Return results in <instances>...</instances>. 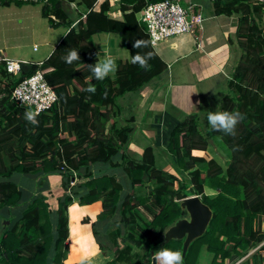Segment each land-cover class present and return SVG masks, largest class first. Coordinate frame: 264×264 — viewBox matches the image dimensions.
Segmentation results:
<instances>
[{"label": "trees", "instance_id": "obj_1", "mask_svg": "<svg viewBox=\"0 0 264 264\" xmlns=\"http://www.w3.org/2000/svg\"><path fill=\"white\" fill-rule=\"evenodd\" d=\"M60 1L48 0L42 13L46 16L50 11L60 22L66 20L69 26L71 22ZM155 1L158 0H147ZM81 2L88 9L84 17L68 29L39 66L22 63L20 71L11 74L4 70L0 61V208L14 206L21 198L16 183L8 178L12 173L59 170L67 175V171L94 162H106L118 151L123 152L130 127L117 125L115 99L147 83L165 68L135 17L146 4L145 0H119L122 20L107 16L106 1ZM212 5L217 14L237 16L234 37L240 55L226 82L229 92L219 103V111L243 115L235 135L211 128L202 134L194 115L172 126L165 149L174 159L178 171L189 172L188 182L180 186V194L154 167L150 147L143 149L140 161L122 154L121 163V169L128 177L129 190L141 185L142 173L150 170L151 174L148 173L154 181L147 195L123 192L121 184L106 175L89 178L72 188L80 204L100 200L97 219L108 218L117 210L118 222L126 230L125 237L136 247L141 243L134 238L132 229L138 208L148 217L144 226L149 229V239L144 240L143 252L147 261L139 264H150L155 248L181 251V240H169L157 248L161 234L183 215L177 201L191 194L201 195L204 186L217 191L213 197H199L211 210V217L203 234L188 244L183 264H196L202 246L211 254L208 264H264V243L260 244L264 239V233L260 231L264 219V2L212 0ZM97 32L117 34L129 55L128 59H119L115 73L102 81L96 80L89 70V65L96 59L91 35ZM137 39L148 42V46L133 48ZM71 49L79 52L80 60L69 65L62 57ZM136 52L152 53L147 70L130 62V55ZM37 68L54 91L56 101L46 112L37 115L38 124L34 125L25 119L26 111L11 103L9 94L21 78ZM89 85L95 86L94 94L85 90ZM214 134H219L220 148L227 157L224 170L216 165L211 167L213 161L205 159L207 139ZM3 152H6V160ZM71 202L70 195L57 199L53 227L51 211L41 195L32 197L21 211L14 210L13 217H7L8 224L0 229V264H46L47 259L50 264H63L68 251L67 212L71 242L66 262L79 260L76 250L81 247V254H88V262H100L93 254L86 228H81L79 223L81 215L92 216L96 206L88 208L72 204L68 207ZM75 213L80 215L74 216ZM120 230L117 227L109 233L114 246L116 241L112 235L119 236ZM121 238L124 240L123 236ZM251 249L254 250L247 255ZM119 254L114 253L105 264H118Z\"/></svg>", "mask_w": 264, "mask_h": 264}, {"label": "crops", "instance_id": "obj_2", "mask_svg": "<svg viewBox=\"0 0 264 264\" xmlns=\"http://www.w3.org/2000/svg\"><path fill=\"white\" fill-rule=\"evenodd\" d=\"M60 2L71 22L69 26L66 20L60 22L50 11L44 16L42 12L46 5L42 3L37 6L34 4L38 2L1 1L0 58L23 60L27 64H41L68 29L76 25L78 18L84 17L83 12L86 8L81 0ZM178 2H182L183 7L191 6L192 17L198 16L199 20L193 21L191 31L151 45L164 63V70L147 83L115 99L114 119L117 125L130 127L123 152L118 151L106 162H94L80 166L77 170L67 171V175H63L65 171L59 170L33 174L12 173L8 178L16 183L21 191V198L14 206L0 208L1 229L2 221H8V216L13 217L14 210L21 211L32 197L40 195L44 197L51 211L53 227L57 199L63 195H70L72 202L68 207L72 204L88 208L96 206L95 213L92 216L81 215L79 223L81 228L87 229L93 254L97 255L100 262H88V259H82L84 256L80 257L79 254H76L80 257L79 260L66 262L70 255L71 242L67 212L68 251L63 264H105L113 258L109 233L120 227L117 210L108 218L97 219L96 216L101 210L100 200L80 204L77 201L78 195L72 192V188L89 178L106 175L120 183L123 192H128V177L121 169L122 154H125V158L132 155L140 156L145 147H150L155 163V151L157 148H165L164 143L174 124L191 115L196 117L197 123L200 116L207 121L208 112L218 110L220 94L219 97H212V91L216 85L221 84L224 87L226 78L232 73L236 64L237 56L234 57L230 34L235 30L237 16L215 13L212 0H178ZM106 14L112 19L122 20L123 13L119 9V1L108 3ZM50 15H53L55 20ZM135 17L137 20V12ZM51 22L55 24L52 25ZM58 24L62 25L53 27ZM91 40L95 47V62L103 60L106 56L112 57L115 63L119 59L129 58L127 49L122 46L117 34L113 32L94 33L91 35ZM28 42L32 44V51H35L29 56L22 51ZM215 98L217 99L214 103L211 102ZM64 136L65 133L62 137ZM260 231L264 233V219L260 223ZM262 243L264 242L260 244ZM104 247L108 250L104 251ZM254 249H251L247 255Z\"/></svg>", "mask_w": 264, "mask_h": 264}, {"label": "rangeland", "instance_id": "obj_3", "mask_svg": "<svg viewBox=\"0 0 264 264\" xmlns=\"http://www.w3.org/2000/svg\"><path fill=\"white\" fill-rule=\"evenodd\" d=\"M179 3L183 5L182 2H179ZM34 5L39 6L40 4L36 3ZM59 25H62V24L54 25L53 27H57ZM230 35H231L230 42L233 45V49H234V57L236 58V56H237V59H238L240 52H239V49H238L236 41H235L234 32H232V34H230ZM31 47H32V44L28 42L22 48V51L24 53H26L27 56H29V54H31V53L34 54L35 51H32ZM235 62H237V60ZM230 75H231V73H230ZM230 75H228V77L226 78L225 83H224V87L221 84H220V86L216 85L214 87V90L212 91V97H216V96L219 97L218 94H220L219 98L221 101V99L225 95V93L229 92V88L227 87L226 82L229 79ZM223 89H224V91H223ZM216 99L217 98H215L214 100L212 99L213 101L211 100V102L214 103V101ZM218 110H219V108H218ZM198 119H199L198 123H197L198 128H199L200 132L202 134H204V131L208 128L210 129L211 127L209 126L207 121H204V117L200 116V117H198ZM158 149H160V151ZM155 152H156V155H155V166L154 167L161 171L162 175L170 182L172 188L175 191H177L178 194H180L182 192L180 189V186L183 183L188 182V178H189L188 173L189 172L178 171L176 168V164L174 162V159L170 156V154L166 151V149L164 147L157 148ZM2 154H3L2 155L3 158L6 160V157H5L6 152H3ZM127 158H129L131 160H135V161H140L141 155L140 156H133L132 155V156L127 157ZM205 159L213 161V165L211 167H214L216 165L219 168H221L222 170H224L226 163H227L226 162L227 157H226V154L223 152V150L220 148V136H219V134H214L213 137L207 139V145H206V149H205ZM148 172L150 173V170H148ZM148 172L142 173L143 174L142 175L143 183L141 185H137L136 187L129 190V194H131V195H138V194L147 195V193L149 192L150 188L152 187L153 181H154L153 177H151ZM216 192L217 191L215 189L204 186L201 195L213 197V196H215ZM201 195L199 194L198 196L201 197ZM137 211H138V215L135 217V223L133 225L134 228L132 229V234H133L134 238L139 240L141 243L138 247H136L131 240H129L128 238L125 237L126 230L123 228L122 224H120V229H121L120 235L119 236H117V234L112 235V236H114L113 238H115L116 245L115 246L112 245L111 253L112 254H114V253L119 254L118 252L120 251V254H119L120 260L118 261V264H139V263H143V262L145 263L147 261V258L145 256H143V252L145 250V241L144 240L149 239V236L147 234L149 229H148V227L144 226V221H148V217L145 214H143V212L140 211L139 208ZM78 215H80V213H75L74 216H78ZM68 217H70V215H68ZM86 231H87V229H86ZM86 235L89 239L90 236L87 233H86ZM122 236L124 237V240H122V238H121ZM263 242H264V239H263ZM126 247H129V250L128 249L126 250ZM81 250H82V247L78 248L76 250L77 254H79L80 257L82 256V254L80 252ZM103 250L107 251L108 248L104 247ZM156 251L157 250L155 248L151 252L152 253L151 254V261H149L150 264H155V261H153L152 259H153V254ZM210 257H211V254L208 253L207 251H205L204 247L202 246V247H200V249L198 251L197 258L199 260L197 261L196 264H208V260ZM46 264H50L49 259H47Z\"/></svg>", "mask_w": 264, "mask_h": 264}, {"label": "built area", "instance_id": "obj_4", "mask_svg": "<svg viewBox=\"0 0 264 264\" xmlns=\"http://www.w3.org/2000/svg\"><path fill=\"white\" fill-rule=\"evenodd\" d=\"M22 2H38L48 4V0H17ZM106 1L112 4L119 0H96V3ZM88 10V9H87ZM83 12V16L87 12ZM55 20L53 15H50ZM80 17L78 18V20ZM191 6L183 7L178 0H158L146 2L137 12V21L143 26L150 45H155L169 38L177 37L191 31L193 21ZM7 73L16 74L25 61L0 58ZM37 64V66H39ZM11 103L24 111L38 114L46 112L56 101L54 91L46 83L42 71L37 68L31 74L21 78L10 90Z\"/></svg>", "mask_w": 264, "mask_h": 264}, {"label": "clouds", "instance_id": "obj_5", "mask_svg": "<svg viewBox=\"0 0 264 264\" xmlns=\"http://www.w3.org/2000/svg\"><path fill=\"white\" fill-rule=\"evenodd\" d=\"M133 48L139 49L142 47H147L148 42L143 39H137L133 43ZM62 59L65 63L71 65L74 61L80 60L79 52L75 49H71L68 54ZM152 59V53L141 54L136 52L135 55H130V62L132 64L139 65L140 68L147 70L150 65L148 61ZM117 65L115 60L106 56L103 60L95 62L89 65V70L91 71L93 77L96 80H104L110 75L114 74L116 71ZM87 92L94 94L96 91L95 86L89 85L85 89ZM38 113L33 111H26L24 113L25 119L31 124H38L36 119ZM244 119L243 115L239 112H229V111H209L207 115V122L212 130L222 131L228 135H235L236 126L240 121ZM88 254L82 258L87 260ZM153 259L155 264H183V256L180 251H173L167 247L160 248L153 254Z\"/></svg>", "mask_w": 264, "mask_h": 264}, {"label": "water", "instance_id": "obj_6", "mask_svg": "<svg viewBox=\"0 0 264 264\" xmlns=\"http://www.w3.org/2000/svg\"><path fill=\"white\" fill-rule=\"evenodd\" d=\"M261 1L264 0H252ZM191 191V188H189ZM179 208L183 215L179 216L172 224L167 226L162 234L161 241L157 248L164 245L169 240H181V254L184 255L188 244L195 238L203 234L211 217V210L201 201L197 195H188L179 199ZM8 221H2V228ZM154 261V259H152Z\"/></svg>", "mask_w": 264, "mask_h": 264}]
</instances>
